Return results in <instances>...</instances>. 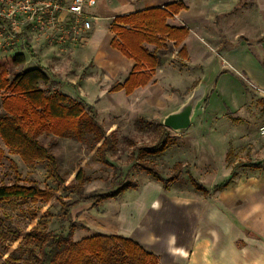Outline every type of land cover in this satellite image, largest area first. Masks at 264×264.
<instances>
[{
    "label": "rangeland",
    "instance_id": "374dc122",
    "mask_svg": "<svg viewBox=\"0 0 264 264\" xmlns=\"http://www.w3.org/2000/svg\"><path fill=\"white\" fill-rule=\"evenodd\" d=\"M109 22L113 23L112 18ZM9 30L0 26V61L18 53L26 57L23 65L9 68V79L28 69H42L48 81L42 82L41 88L47 94L60 91L91 105L99 123L108 134L115 135L116 142L104 163L97 153L99 145L85 124L79 134L40 135V143L56 157L59 174L65 180L62 187H57L49 178L45 162H24L0 139V184H11L19 178L23 184L34 181L56 192L48 202L0 201V264L9 257L19 258L20 263L29 259L35 263L33 254L39 255V246L27 238L34 229L57 234L68 231L70 222L61 215L58 198L64 202L76 200L75 190L65 187L77 186L76 176L81 172L86 194L106 193L120 185H128L129 189L102 203L75 205L71 209L76 223L73 240L98 234L127 235L143 247L152 248L155 252L144 249L158 255V264H179L169 257L167 244L185 243L191 237L196 242L200 233L211 234V224L217 217L225 223L231 216L229 211L242 210L245 198L259 200L264 171L252 165L264 160V93L253 88L241 71L228 65L221 52L217 51L213 63L202 70L192 64V71H198L200 79L191 81L193 73H179L187 65L174 47L156 50L148 46L160 53L161 69L149 87L126 95L111 91L121 78L100 68L91 56L93 51L83 49L92 31L77 38L66 35L63 40L57 26L26 28L21 35ZM100 48L103 52L109 50V41H103ZM170 79L177 88L167 83ZM204 81L205 97L189 129H169L170 145L159 155H144L134 149L153 145L165 127L164 117L185 103ZM145 166L154 167L165 182H175L163 189ZM231 175L234 180L228 189L212 192ZM193 180L210 192L196 189Z\"/></svg>",
    "mask_w": 264,
    "mask_h": 264
},
{
    "label": "trees",
    "instance_id": "16d2710c",
    "mask_svg": "<svg viewBox=\"0 0 264 264\" xmlns=\"http://www.w3.org/2000/svg\"><path fill=\"white\" fill-rule=\"evenodd\" d=\"M182 4H169L165 8H151L144 11L122 15L115 18L111 25L114 38L111 46L119 50L127 58L135 62L131 73L124 83H118L112 92L124 91L131 95L136 89L145 87L154 77L157 68L161 65L160 53L151 51L148 46L156 50L162 48L179 47L189 34L186 27H172L167 19L179 13ZM26 47L34 57L30 45ZM179 54L186 59L185 48ZM26 62L23 53L2 59L0 61V97L2 113L0 114V139L13 153L27 163L45 162L48 167L49 178L62 187L65 180L59 174L56 157L50 149L42 145L39 136L52 134L63 136L68 133L79 134L83 124L87 126L99 145L97 153L104 163L112 151L116 138L113 133L108 134L99 123L94 108L78 101L60 91L47 94L41 83L48 81V76L40 68H32L20 72L9 79V68L18 67ZM170 145L169 129L162 127L156 142L151 146L134 148L144 155L156 156L164 153ZM2 151H0V159ZM252 167L264 171V160ZM144 169L167 189L171 183L165 182L154 167L145 166ZM174 178V177H173ZM234 180L231 175L226 181L215 185L212 192H221L228 188ZM78 185L66 186L65 190H75L76 200L64 202L60 198L61 215L69 221L66 233L43 232L37 229L31 231L27 238L39 246V255L33 254L35 263L29 261L19 262V258L9 257L3 264H158V257L148 252L140 244L121 234H98L80 241H74L73 235L76 223L72 221L71 209L80 203H102L114 199L124 193L129 186L120 185L101 194H86L83 186L85 179L82 172L76 176ZM170 183V184H169ZM196 189L209 193L193 180ZM56 196L54 189L41 188L36 182L23 184L15 178L11 184H0V201L32 200L48 202ZM30 252V251H29ZM33 252V251H32Z\"/></svg>",
    "mask_w": 264,
    "mask_h": 264
},
{
    "label": "crops",
    "instance_id": "0c3cea01",
    "mask_svg": "<svg viewBox=\"0 0 264 264\" xmlns=\"http://www.w3.org/2000/svg\"><path fill=\"white\" fill-rule=\"evenodd\" d=\"M173 3L182 4L184 8L168 18L167 24L189 29L182 44L174 47L178 55L182 48L187 52V58L182 57L187 66L180 74L193 73L195 77L191 81L199 80L200 74L192 71L193 65L200 70L209 67L218 51L228 65L246 76L253 88L264 93V0H97V5L89 10L93 22L97 15L99 19L94 22L89 44L83 49L92 50L91 56H95L97 65L112 71L115 77L121 78L119 83H124L135 62L111 46L114 34L109 20L151 8H165ZM105 40L109 41L110 49L103 52L100 46ZM194 58L196 63L192 62ZM160 69L159 66L145 87L135 91L149 87ZM171 79L167 83L177 88ZM202 84L207 86L205 81ZM262 179L258 201L245 198L242 210L229 211L227 225L217 217L211 224V234L200 233L196 242L191 237L185 243L167 244L165 250L169 257L177 259L179 264H264V177ZM143 248L155 252L152 248Z\"/></svg>",
    "mask_w": 264,
    "mask_h": 264
},
{
    "label": "built area",
    "instance_id": "2783aa9c",
    "mask_svg": "<svg viewBox=\"0 0 264 264\" xmlns=\"http://www.w3.org/2000/svg\"><path fill=\"white\" fill-rule=\"evenodd\" d=\"M97 0H0V26L14 35L26 28H58L61 39L82 37L93 29L90 8Z\"/></svg>",
    "mask_w": 264,
    "mask_h": 264
},
{
    "label": "water",
    "instance_id": "95a60500",
    "mask_svg": "<svg viewBox=\"0 0 264 264\" xmlns=\"http://www.w3.org/2000/svg\"><path fill=\"white\" fill-rule=\"evenodd\" d=\"M205 93L206 85L201 84L182 106L164 117L163 125L176 132L189 129L195 110L200 101L205 97Z\"/></svg>",
    "mask_w": 264,
    "mask_h": 264
}]
</instances>
